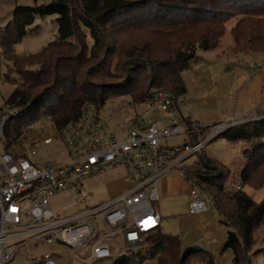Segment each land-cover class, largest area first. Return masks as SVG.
Masks as SVG:
<instances>
[{"label":"trees","instance_id":"trees-1","mask_svg":"<svg viewBox=\"0 0 264 264\" xmlns=\"http://www.w3.org/2000/svg\"><path fill=\"white\" fill-rule=\"evenodd\" d=\"M49 15L57 17L55 39L37 54L16 55L14 46L28 32L37 31L30 28L35 18ZM232 18L229 50L264 54V0H47L15 6L11 20L0 28V53L7 63L4 77L9 81L11 73L18 76L0 109H20L6 125L8 143L40 121L61 131L76 121L85 104L102 108L125 100L135 111L161 90L183 96V72L190 69L198 49L218 48ZM262 133L264 121L237 126L222 136L249 143ZM257 148L243 149L247 162L238 175L242 187L235 190H225L219 165L207 158L185 176L209 193L231 226L222 251H232L233 264H250L247 252L253 233L264 224V199L256 202L243 192L246 185L255 190L264 186V153ZM213 189L222 195L217 202ZM146 242V252L121 256L112 264H140L146 258H155V264H190L193 258L214 264L204 249L182 253L178 238L162 232Z\"/></svg>","mask_w":264,"mask_h":264},{"label":"built area","instance_id":"built-area-1","mask_svg":"<svg viewBox=\"0 0 264 264\" xmlns=\"http://www.w3.org/2000/svg\"><path fill=\"white\" fill-rule=\"evenodd\" d=\"M250 69L255 68L253 62ZM257 72L260 68H257ZM180 97L161 90L139 109L127 101L100 108L85 104L75 122L61 131L41 126L35 137L20 136L8 143L5 128L19 108L0 110V264H11L22 246L63 245L73 261L110 259L111 241L119 239L127 255L143 251L146 238L160 230L158 181L170 174L187 175L205 162L204 148L227 131L264 121V103L246 117H226L209 127L182 124L174 113ZM168 117L157 121V114ZM46 120H50L47 117ZM183 137V144L168 140ZM66 150L68 162L55 165L45 155ZM190 158L196 162L187 164ZM124 172L126 187L97 204H89L88 178ZM189 215L205 214L215 206L208 192L189 179ZM71 194L74 210L55 213L50 202ZM75 251H83L80 258ZM56 254H44L49 260Z\"/></svg>","mask_w":264,"mask_h":264},{"label":"rangeland","instance_id":"rangeland-1","mask_svg":"<svg viewBox=\"0 0 264 264\" xmlns=\"http://www.w3.org/2000/svg\"><path fill=\"white\" fill-rule=\"evenodd\" d=\"M47 0H0V28L4 27L11 20V13L15 6L40 5ZM157 7V2H156ZM56 16H37L31 29L37 31L28 32L20 42L14 46V52L18 56L34 55L40 52L57 34L58 25ZM126 20V19H125ZM235 22V18L230 19L226 24V31L221 39L218 48L214 51L204 52L197 50V57L191 64L190 69L182 74L185 85V97H180L179 111H175L176 118L185 125L186 120L191 119L194 123L203 127H209L216 122L224 120L226 117L241 118L246 117L253 111L259 109L264 103V54L249 53L235 54L230 50L224 55L218 53L219 50H227L231 40L230 29ZM0 109L3 108L5 100L10 96L18 82L15 72L11 73L9 81L4 75L7 73L6 61L0 53ZM253 62L256 67L250 69L249 63ZM118 61L114 59V65ZM121 105V100H114ZM112 102V101H111ZM112 104H108L110 107ZM225 113V117L222 114ZM169 115L167 114L168 117ZM174 116V117H175ZM218 121L213 122L216 119ZM161 121V119H157ZM46 126L43 121L33 126L27 127L22 136L35 137L41 126ZM47 127V126H46ZM184 138L176 137L168 140L169 145L183 144ZM260 148L264 153V134L249 143L230 142L223 136L206 144L204 154L213 163L219 165L222 175L225 176L224 188L226 191L235 190L237 186L242 187L238 175L246 164L247 159L243 156V149L251 152L255 148ZM257 148V149H258ZM46 160H51L55 165L68 162L66 150H62L57 155H45ZM213 160V161H212ZM196 162L195 158H190L186 163ZM124 172H106L103 175L88 178L85 182L87 192L91 194L89 204H97L107 200L114 190L124 187ZM158 202L154 203L155 208L161 218L160 231L158 230L151 237L158 236L160 232L167 236L177 237L181 244V251L184 253L189 248L199 247L207 251L214 264H233L232 251H222V246L228 231L232 228L227 225L226 218L220 213L216 206L212 207L208 213L202 215H189L188 202L190 184L186 178L176 174H170L158 181ZM243 192L256 202L264 199V186L260 189H252L249 186L243 187ZM213 196L217 200L222 195L213 189ZM51 209L65 216L74 210L73 196L64 194L57 196L51 202ZM147 244L145 241L144 245ZM114 248L110 259L89 260L86 262L73 261V250L54 243L52 245L22 246L18 248L11 264H42L43 255L46 253L56 254L46 263L51 264H112L117 258L125 256L128 251L124 250L119 239L111 241ZM151 246V245H150ZM148 248H143L146 252ZM80 258L86 257L84 252L75 251ZM250 264H264V224L255 230L252 236V243L247 252ZM156 259L146 258L140 264H155ZM190 264H202L199 258H193Z\"/></svg>","mask_w":264,"mask_h":264},{"label":"crops","instance_id":"crops-1","mask_svg":"<svg viewBox=\"0 0 264 264\" xmlns=\"http://www.w3.org/2000/svg\"><path fill=\"white\" fill-rule=\"evenodd\" d=\"M232 45H233V41H232V38H231L227 50L224 51V49H221V50L218 51V53H221L222 55H224L225 52L227 53V51L229 50V48L232 47ZM260 71H261V68H260ZM260 71H259V72H260ZM181 97H182V96H181ZM183 97H185V94L183 95ZM177 111H179V107L176 109V112H177ZM175 115H176V113H174V116H175ZM223 115H224V116H223ZM164 116H167V114H163V113L157 114V119H161V118L163 119ZM222 116L225 117V116H226L225 113H223ZM175 117H176V116H175ZM188 120H190L191 122H193L191 119H188ZM218 120H220V118L214 120L213 122L218 121ZM204 156H205V158H206V155H205V154H204ZM207 159H209V158H207ZM210 160H211V159H210ZM212 161H213V160H212ZM125 187H126V183H125V181H124V187L121 188V189H118V190H114L113 193H112V195H115V194L121 192ZM207 213H208V212H207ZM201 215H202V214H201ZM196 216H198V215H196ZM227 225L230 226L229 224H227ZM230 227H231V226H230Z\"/></svg>","mask_w":264,"mask_h":264},{"label":"water","instance_id":"water-1","mask_svg":"<svg viewBox=\"0 0 264 264\" xmlns=\"http://www.w3.org/2000/svg\"><path fill=\"white\" fill-rule=\"evenodd\" d=\"M222 135H223V134H222ZM222 135L218 136L217 138L221 137ZM217 138H216V139H217ZM213 141H214V140H213Z\"/></svg>","mask_w":264,"mask_h":264}]
</instances>
